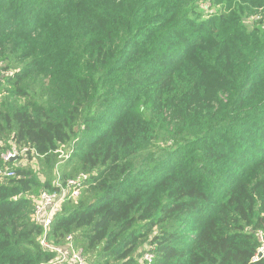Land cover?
Wrapping results in <instances>:
<instances>
[{"label": "trees", "instance_id": "1", "mask_svg": "<svg viewBox=\"0 0 264 264\" xmlns=\"http://www.w3.org/2000/svg\"><path fill=\"white\" fill-rule=\"evenodd\" d=\"M263 23L264 0H0V136L48 176L0 148V264L55 260L32 215L71 143L61 181L97 174L49 237L87 264H264ZM220 86L218 112L168 121Z\"/></svg>", "mask_w": 264, "mask_h": 264}, {"label": "built area", "instance_id": "2", "mask_svg": "<svg viewBox=\"0 0 264 264\" xmlns=\"http://www.w3.org/2000/svg\"><path fill=\"white\" fill-rule=\"evenodd\" d=\"M258 20L259 18H255ZM2 76L0 75V80ZM36 155L34 150L28 147L13 146L6 153L2 154L1 158L5 164L9 162H20V159L25 158L28 153ZM37 156V155H36ZM97 173L85 174L82 173L75 178H70L65 182H61L56 186L54 191L44 190L40 195L35 198L34 212L32 215V221L36 225L42 227L44 233L40 244L42 248L48 252L55 253V260L50 264H67L71 261L73 264H86L84 259V253L82 249H78L73 252L72 259L69 260L64 252V248L57 247L48 243L49 233L51 231L54 221L63 212V207L66 203H77L84 191L89 187V180L96 176ZM15 176L14 169H10L9 166L4 165L0 167V178H10ZM61 180V179H60ZM260 240V247L257 250L256 256L253 261L264 260V231L258 232ZM68 241L74 240L72 237H68ZM64 255V257H62ZM156 261V255L153 249H146L143 257L141 258V264H154Z\"/></svg>", "mask_w": 264, "mask_h": 264}, {"label": "rangeland", "instance_id": "3", "mask_svg": "<svg viewBox=\"0 0 264 264\" xmlns=\"http://www.w3.org/2000/svg\"><path fill=\"white\" fill-rule=\"evenodd\" d=\"M201 7H203V8L207 7L205 10L202 8L205 15H207L208 13L214 14V13H216L217 10H219V8H214V9L210 10L208 8L209 4H202ZM255 18H258V16L254 17L253 20H256ZM253 20L248 22V20L246 19L245 20L246 23H244V25L249 27L250 24H247V22L250 23ZM253 22H255V21H253ZM252 26H254V24ZM252 26L249 27V28H251L250 31L253 30ZM263 29H264V23H263ZM4 65L5 66L7 65L6 61H5V63L3 62V66ZM1 66H2V64L0 65V67ZM232 94H233V91H231V89L228 86L216 87L211 92V95L209 97V98H211V100L205 101L206 104L204 102L194 103L191 106V108L184 113H183L182 109H180L178 107H174V108L167 111L166 117H167L169 122H178L179 120H182V118L185 117L186 114L194 115V116L196 114L212 115L213 113L218 112L224 105H226L228 103V101L232 97ZM0 101H1V97H0ZM10 138L11 137H8V136H2V137L0 136V148L4 147L3 149H5V150H3L2 154L6 153L8 150H10L13 147V144L9 143ZM158 146H161V142L155 141L154 147H158ZM73 152H74V146L72 143L66 144V145L60 147V149L57 151V153H56L57 154V164L54 167V176H56L54 178V181H53L54 184L58 185L59 183L62 182L60 180L62 178V173L66 169L65 167H66L68 161L70 160ZM2 154H1V156H2ZM20 164L23 167L31 168V170H33L34 173L43 181H45L48 178V176L45 173V169L43 168L44 164L40 162V158H38L37 156H35L33 158V156L30 155V157H27V158H24V160H21ZM35 198H37V197H35ZM41 239L42 238H40V240ZM48 243L52 244L54 246H57V247L64 248V252L66 253V256L68 257L69 260L72 259L73 252H76L78 249H81V246H79V245L77 246L74 240H72V242H70L66 239V241L63 244L58 245V244L54 243L52 241V239L49 237ZM62 257H64V255H62ZM84 259H85L86 264L88 261L87 259L90 260L89 256L86 254H84ZM67 264H73V263H71V261H70Z\"/></svg>", "mask_w": 264, "mask_h": 264}]
</instances>
